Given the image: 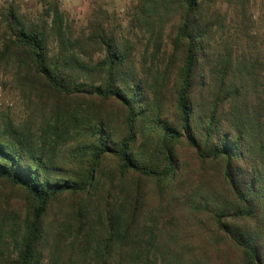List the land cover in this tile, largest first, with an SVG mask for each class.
<instances>
[{
	"label": "trees",
	"instance_id": "trees-1",
	"mask_svg": "<svg viewBox=\"0 0 264 264\" xmlns=\"http://www.w3.org/2000/svg\"><path fill=\"white\" fill-rule=\"evenodd\" d=\"M219 1L143 0L140 68L98 23L73 40L58 4L52 24L13 11L0 61L31 115L0 124V185L24 209L0 203V264L69 238L83 264H264V57L248 25L241 49L225 39Z\"/></svg>",
	"mask_w": 264,
	"mask_h": 264
},
{
	"label": "rangeland",
	"instance_id": "rangeland-1",
	"mask_svg": "<svg viewBox=\"0 0 264 264\" xmlns=\"http://www.w3.org/2000/svg\"><path fill=\"white\" fill-rule=\"evenodd\" d=\"M143 0H0V51L2 49L4 35L7 26L13 22V11L19 18L27 23L40 24L48 21L52 24V17L47 18L46 12L54 4H58L59 11L63 15L64 30L68 36L79 39L89 33L91 22L100 24L109 36L116 37L120 41L129 40L135 47L134 57L137 67L143 65L145 52L149 43V35L144 38V29L136 22V15ZM234 0H220L219 6L224 16L225 39L236 43L238 48L246 38L245 26L250 27V36L256 39L258 53L264 57V0H248L246 14ZM238 9V10H237ZM169 32V28L167 33ZM166 33V34H167ZM165 45L168 39H164ZM57 43L53 41L51 48H56ZM152 51V50H151ZM27 102L15 83L13 66L6 61H0V124L6 118L15 124L27 121L31 115ZM183 155L189 161L193 173L198 172V164L190 151L184 150ZM9 199L10 210L20 214L23 212V201L15 196L10 190H3L0 185V203L4 206ZM7 202V201H6ZM172 210L162 214L159 218L161 226L170 230L169 222L172 218ZM184 214V213H183ZM16 216V215H15ZM63 213L51 212L48 221H65ZM185 216V215H184ZM202 217V216H201ZM200 217V218H201ZM10 223H8V226ZM8 226L6 229H8ZM205 228V227H204ZM9 233V232H8ZM200 234L194 236L196 243ZM10 236H7L9 238ZM69 238L54 249V253H47L44 264H83V257L79 251L72 252ZM213 244V242H212ZM213 247V246H211ZM13 251V248H10ZM154 261L142 260L138 264H152Z\"/></svg>",
	"mask_w": 264,
	"mask_h": 264
},
{
	"label": "built area",
	"instance_id": "built-area-1",
	"mask_svg": "<svg viewBox=\"0 0 264 264\" xmlns=\"http://www.w3.org/2000/svg\"><path fill=\"white\" fill-rule=\"evenodd\" d=\"M23 2H25V3H26V2H28V0H23Z\"/></svg>",
	"mask_w": 264,
	"mask_h": 264
}]
</instances>
